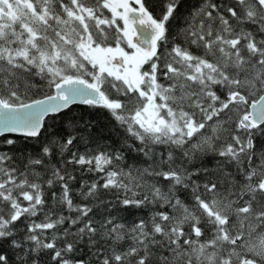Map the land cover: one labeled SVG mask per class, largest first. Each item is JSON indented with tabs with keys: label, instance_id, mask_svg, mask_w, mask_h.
Returning a JSON list of instances; mask_svg holds the SVG:
<instances>
[{
	"label": "snow or ice",
	"instance_id": "snow-or-ice-1",
	"mask_svg": "<svg viewBox=\"0 0 264 264\" xmlns=\"http://www.w3.org/2000/svg\"><path fill=\"white\" fill-rule=\"evenodd\" d=\"M0 137V264H264V0H0Z\"/></svg>",
	"mask_w": 264,
	"mask_h": 264
},
{
	"label": "trees",
	"instance_id": "trees-1",
	"mask_svg": "<svg viewBox=\"0 0 264 264\" xmlns=\"http://www.w3.org/2000/svg\"><path fill=\"white\" fill-rule=\"evenodd\" d=\"M198 0H185V10L190 5L196 4ZM228 2H231V0H228ZM69 115H84L85 118L90 119L93 124L95 125L94 128L91 129L94 135L100 138L99 140V146L103 147L104 145H112L115 144L117 141L121 142V130L116 127L115 121L110 116V114L103 110V109H89L85 106H79L74 107L72 112L69 113ZM49 124L52 123L51 120L48 121ZM57 124H59V120L57 121ZM7 138L16 139L18 148H26L29 153H34L39 151L40 141L35 139H27L23 137L22 135H5ZM4 138H0V150L2 151H8L11 146L4 145L3 143ZM77 148L83 152L85 149L83 145L78 144ZM91 149H89L90 151ZM14 156H19L18 153H10ZM23 157H19L17 159V167L23 168ZM73 174L76 176V181L73 182L72 187L75 190H79L80 185L83 181L91 182L95 175L93 173H87L82 172L78 167L73 172ZM102 199L105 201H112L115 203V199L111 193L103 194ZM79 202V201H78ZM147 213V210L144 212H140L134 209H130L129 212L119 213L118 215L126 217V219L131 222L133 220H137L139 218H142Z\"/></svg>",
	"mask_w": 264,
	"mask_h": 264
},
{
	"label": "water",
	"instance_id": "water-1",
	"mask_svg": "<svg viewBox=\"0 0 264 264\" xmlns=\"http://www.w3.org/2000/svg\"><path fill=\"white\" fill-rule=\"evenodd\" d=\"M5 135H21V134H19V133H6Z\"/></svg>",
	"mask_w": 264,
	"mask_h": 264
}]
</instances>
